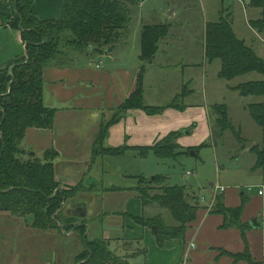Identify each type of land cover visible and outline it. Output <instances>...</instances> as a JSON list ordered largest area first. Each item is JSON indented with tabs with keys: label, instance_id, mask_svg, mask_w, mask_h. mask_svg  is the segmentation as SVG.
Segmentation results:
<instances>
[{
	"label": "trees",
	"instance_id": "trees-1",
	"mask_svg": "<svg viewBox=\"0 0 264 264\" xmlns=\"http://www.w3.org/2000/svg\"><path fill=\"white\" fill-rule=\"evenodd\" d=\"M3 1L16 2V16L0 14V21L2 25L21 32L26 54L12 68L9 91H4L3 84L0 87L3 92L0 97V213L7 212L23 218L28 225L41 231L61 230V206L64 201L73 198L80 187L70 188L69 191L63 189L55 195L60 186L56 178L55 159H49L48 155L52 154L56 158L57 154L46 151L39 158L24 147L28 129H52L54 126L56 110L46 107L43 100V71L50 66L73 67L82 58L94 60L115 51L130 35L133 22L130 5H138L145 0H63L61 18L50 21L42 20L31 11L35 0ZM250 7L261 10V16L250 20L249 26L258 34H264V0H250ZM170 31V25L143 27L140 36L143 63L155 57L159 44L167 39ZM203 49L208 63L221 61L218 77L222 80L230 82L252 73L264 77V60L237 37L230 13L225 18L206 24ZM144 67L141 68L136 91L119 108L110 125L101 127L97 141L100 146L103 145L107 129L129 110L141 109L149 115H157L165 110V107H148L144 103ZM234 90L246 96L264 97V80L247 82L234 87ZM188 91L185 87L170 106L183 110L185 106L179 104ZM211 110L215 116L214 121L211 119L213 140L226 131H234L226 105L216 104L211 106ZM248 110L264 131V104L250 105ZM178 135L172 133L169 138L177 139ZM169 143V140H165L160 147H137L134 150L143 158L150 153L160 160L182 156V153H172ZM98 150L100 148H96L95 152ZM121 150L125 149L107 151L115 155ZM250 151L256 154L255 169L264 168V150L253 146ZM135 189L144 207L155 203L172 216V225H167L160 215L154 218L133 216L137 224L144 228L156 227L158 247L163 248L167 242L184 239L199 209L195 195L185 187L169 185L161 176L151 179L141 177ZM156 190H160V193L152 196L151 193ZM215 201L210 212L222 215L225 226L236 225L242 229L240 219L247 200L244 198L237 208H226L220 196ZM70 229H74L73 226ZM84 229V226H80L77 231L83 232ZM83 242L85 251L77 257L83 258V261L89 258L83 264H130L129 260L136 256H117L110 250L109 242L102 238L90 239L84 235ZM234 258L253 264L248 250L234 255Z\"/></svg>",
	"mask_w": 264,
	"mask_h": 264
},
{
	"label": "rangeland",
	"instance_id": "rangeland-1",
	"mask_svg": "<svg viewBox=\"0 0 264 264\" xmlns=\"http://www.w3.org/2000/svg\"><path fill=\"white\" fill-rule=\"evenodd\" d=\"M242 2L240 0H145L142 4L130 5L133 18L131 31L141 24L171 26L172 36L169 35L170 37H167L169 39L164 40L160 45L167 43L166 53L174 55L176 59L182 57L184 64L192 65L191 70H188V67L184 68V77L194 79L191 85L196 92L193 102L201 110L198 127L191 128L187 135H185L186 131H182L177 139L169 138L168 135L154 144L160 147L165 140H169L172 153L177 155L182 153L177 159L160 160L152 153L142 158L138 152L135 154L136 157H133L132 152L120 155L124 153V150H121V153H114V156H103L102 162L99 161L96 165L91 161L62 163L60 166L63 170L60 171V175L75 185L66 186L65 183H59V188L67 191L74 187L80 188L75 191L73 198L64 201L65 206L60 209V212H63L61 230L41 231L28 225L23 218L4 212L8 217L12 216L11 218L16 219L15 222L21 220L22 223L15 225L4 221V217L0 222V264H14L16 260H20L22 264H83L89 258L83 261V258L77 257L85 251L84 235L90 239L107 240L110 250L119 257L125 254L136 255L129 260L130 264L142 261L140 254H145L143 251L147 249L142 245L143 243L141 244L139 239L120 243L117 237H122V234L118 236L116 230L124 228L126 224L139 226L133 215L124 211V206L126 199L138 195L135 188L141 177L151 179L161 176L169 185L185 187L198 197L200 207L211 203L215 189L212 184L227 189L239 187L241 192L247 194H253V190L249 191L250 189L260 187L264 180V168L255 169L256 154L250 149L256 146L264 150V131L254 121L248 108L250 105L264 104V97L242 95L234 90V87L247 82L262 81L264 77L252 73L230 82L222 80L218 77L221 61L209 64L203 52L206 24L225 18L230 12L237 37L264 60V34L259 35L248 25L250 20L260 18L261 10L251 8L250 0ZM131 31L123 46L132 42V47L134 41L133 37H130ZM137 44L140 49V38ZM143 65L146 66L147 63ZM159 67H163L161 62L155 64V70ZM2 74L4 91L8 92L12 69H7ZM160 76V73L154 76L155 87L153 91L151 90V94L155 96L161 94V103H164L169 98L168 95L162 94V84L161 81L158 82ZM172 76L174 81H177L181 73ZM169 82L171 78L167 80V83ZM216 104L227 106L228 117L234 126V131H226L213 140L211 122L214 121L215 116L211 106ZM189 116L195 117L196 114ZM202 116L205 117L204 122ZM180 136L185 139L184 142L182 139V144L179 142ZM250 143L253 145L247 149ZM206 145L207 147L201 148ZM96 148H100L99 153L96 152L100 155L111 154L107 151L110 150L108 147L100 146L98 142ZM193 152L195 155H192ZM48 158L53 160L57 157L54 158L49 154ZM54 164H56L55 160ZM94 165L101 167L100 173L96 171ZM96 172L103 177L105 186L102 188L101 185L91 190L88 184ZM187 172L192 173V176L188 177ZM81 186L84 190H81ZM111 187L116 188L105 190ZM157 193H160V190L151 194L154 196ZM220 198L223 200L222 197ZM80 208L86 210L85 218H81L76 213ZM142 210L143 215L139 218H154L160 215L167 225H172V216L159 205L150 203L145 207L142 206ZM71 226L74 229H70ZM80 226H84L83 232L77 231ZM49 232L55 233L57 240L42 235ZM152 234H154L153 228L150 229V235Z\"/></svg>",
	"mask_w": 264,
	"mask_h": 264
},
{
	"label": "crops",
	"instance_id": "crops-1",
	"mask_svg": "<svg viewBox=\"0 0 264 264\" xmlns=\"http://www.w3.org/2000/svg\"><path fill=\"white\" fill-rule=\"evenodd\" d=\"M0 5V14L7 17L16 16L15 1L0 0ZM63 6V0H35L32 3L31 11L42 20L50 21L61 18ZM143 27L144 25L141 24L132 29L130 36L134 41L132 47V42H129L124 46H119L112 53H105L97 57L94 61L82 58L73 67L50 66L43 71V100L46 107L56 110L54 126L52 129H28L24 147L39 158L46 151H53L57 154L54 165L59 183H65L66 186L71 184V181L65 180L60 175V171L63 170L60 166L62 163L91 161L96 165L103 156L110 155L106 153L100 155L98 154L100 150L96 153L95 147L101 127L110 125L119 108L137 89L143 66L141 46L139 49L137 43ZM170 36H172L171 33ZM160 44L155 57L144 67L142 87L145 105L165 107V110L157 115H149L141 109L129 110L122 119L112 124L107 129L103 145L114 150H116L115 148L125 149L124 153L120 155L132 152L133 157H136L137 152L134 148L152 147L172 133L181 134L182 131H186L185 135H187L191 128L198 127V116L201 114V110L193 102L196 92L191 88V85H193L194 79L193 77L188 79L184 77V68L188 67V70H191L192 65L184 64L182 57L176 59L174 55L166 53L167 43H163L162 46ZM25 48L21 32L18 29L2 25L0 21V87L4 80L2 73L7 69H12L24 58ZM157 62H161L163 67L155 70ZM98 65L99 67H97ZM153 68L154 70H152ZM157 73L161 74L158 82L161 81L162 94L168 95L169 98L164 103H161V94L158 96L151 94V90L153 91L155 87L154 76ZM178 73H181V76L177 78V81H174L172 75ZM170 78L171 82L167 83ZM186 86L189 91L182 99V103L179 104L184 105L185 108L180 110L171 107L170 105L174 103L176 97ZM2 95L3 92L0 88V97ZM194 113L195 117L189 116ZM202 120L204 122L205 117L202 116ZM182 139L180 136V144H182ZM95 168L100 173L101 167L95 166ZM104 172L109 171L104 170ZM99 173L96 172L95 175H92L88 184L91 190L101 187V185L102 188L105 186L103 177ZM189 176H192V173ZM71 185L73 186L75 183ZM211 186L215 189L209 205L200 207L199 199L195 196L199 209L196 220L189 225L184 239L167 242L163 248H160L155 235H150L149 228L131 224H126L127 226L124 228H115L118 231V236L122 234V237H117L120 243L125 240L137 241L139 239L140 243H143L142 245L147 248L143 251L145 254H140L142 261H137L136 264H250L247 260L237 261L234 258V255L243 254L246 250L249 251L253 264H264V195L260 196L257 193L264 186V180L259 188L249 190H253V194L241 192L239 187L227 189L223 186L216 187L213 184ZM114 188L116 187L105 188V190ZM222 188L224 191H221ZM218 196L223 198L226 208H237L242 204L244 198L247 200L240 219L243 230L236 225L225 226L222 215L210 212L215 198ZM243 196L245 197L243 198ZM126 201L124 211L134 217L143 215V204L138 196L130 197ZM7 215L0 213V222L4 217L6 222L22 223L21 220L15 222L16 219ZM253 222H255V227L251 225ZM27 228L29 227L27 226ZM42 235L57 240V235L53 232ZM127 255L125 254L123 257ZM14 264L22 263L20 260H16Z\"/></svg>",
	"mask_w": 264,
	"mask_h": 264
},
{
	"label": "water",
	"instance_id": "water-1",
	"mask_svg": "<svg viewBox=\"0 0 264 264\" xmlns=\"http://www.w3.org/2000/svg\"><path fill=\"white\" fill-rule=\"evenodd\" d=\"M90 50H93V48H90ZM251 146H252V144L250 143L249 146H248L247 148H250ZM32 155H33V153H32ZM192 155H195L194 152L192 153ZM62 191H63V190H62L61 188H59V189L56 191L55 195H56L58 192H62ZM64 206H65V204H63V205L61 206V210L64 208ZM77 214H78L81 218H85V217L87 216L86 211H85L84 209H82V208L78 209ZM251 225L255 227V222H253ZM153 233H154V235L157 234L156 227H153ZM87 261H88V260H87ZM87 261H86V262H87Z\"/></svg>",
	"mask_w": 264,
	"mask_h": 264
},
{
	"label": "built area",
	"instance_id": "built-area-1",
	"mask_svg": "<svg viewBox=\"0 0 264 264\" xmlns=\"http://www.w3.org/2000/svg\"><path fill=\"white\" fill-rule=\"evenodd\" d=\"M99 67V65L97 66ZM191 173L188 172V175H190ZM221 191H224V189L222 188ZM260 196L264 195V186H262V188L257 192Z\"/></svg>",
	"mask_w": 264,
	"mask_h": 264
},
{
	"label": "flooded vegetation",
	"instance_id": "flooded-vegetation-1",
	"mask_svg": "<svg viewBox=\"0 0 264 264\" xmlns=\"http://www.w3.org/2000/svg\"><path fill=\"white\" fill-rule=\"evenodd\" d=\"M78 211V210H77ZM77 211H76V213H77Z\"/></svg>",
	"mask_w": 264,
	"mask_h": 264
}]
</instances>
